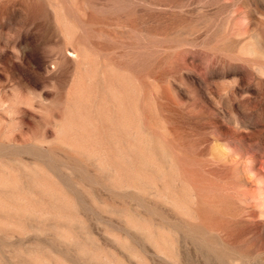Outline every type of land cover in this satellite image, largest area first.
Here are the masks:
<instances>
[{"label":"rangeland","instance_id":"374dc122","mask_svg":"<svg viewBox=\"0 0 264 264\" xmlns=\"http://www.w3.org/2000/svg\"><path fill=\"white\" fill-rule=\"evenodd\" d=\"M0 264H264V0H0Z\"/></svg>","mask_w":264,"mask_h":264}]
</instances>
